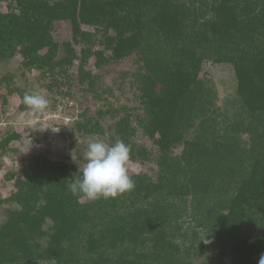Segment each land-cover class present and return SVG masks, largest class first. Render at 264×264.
<instances>
[{
	"label": "trees",
	"instance_id": "trees-1",
	"mask_svg": "<svg viewBox=\"0 0 264 264\" xmlns=\"http://www.w3.org/2000/svg\"><path fill=\"white\" fill-rule=\"evenodd\" d=\"M63 23L66 39L54 35ZM206 62L231 72L222 104ZM1 66L3 104L14 95L18 111L29 109L24 93L38 92L29 74L62 98L78 86L96 108L68 125L122 140L128 161L148 170L128 172L133 190L89 200L67 188L77 162L19 158L4 175L13 190L0 203L15 207L0 224V264H258L264 0H0ZM20 136L1 135L0 158Z\"/></svg>",
	"mask_w": 264,
	"mask_h": 264
},
{
	"label": "rangeland",
	"instance_id": "rangeland-1",
	"mask_svg": "<svg viewBox=\"0 0 264 264\" xmlns=\"http://www.w3.org/2000/svg\"><path fill=\"white\" fill-rule=\"evenodd\" d=\"M54 35L59 38L70 37V31L63 23L54 30ZM15 64L11 63L9 68L13 70ZM0 70H5L3 66ZM72 72L75 68H71ZM206 77L212 82L218 93L217 104H222L225 98H231L233 95V80L228 67L220 64L206 62L204 67ZM2 72L0 71V74ZM34 74H29L30 84L37 88V91L46 96L49 101L48 107L42 112H33L30 108L27 110H17L19 100L13 95L10 101L3 104V94L5 85L0 82V137L5 131L16 130L21 136L13 141L12 146L15 151H8L0 158V198H5L13 190V181L4 179L6 172L14 171L17 173V160L26 158L32 152H43L51 159H65L77 162L80 168L86 164L85 154L89 139L75 132L72 125L68 123L77 116L76 114L88 107L92 113L95 105L91 98L79 89L73 86V96L62 98L59 93L50 92L38 82H32ZM15 83H22V78H15ZM105 82L112 85L111 77H107ZM64 85L62 89H65ZM118 92L116 91V94ZM124 94H120V99L124 102ZM56 100V101H54ZM136 142L149 146L150 141L145 139L140 131L137 133ZM180 147L175 149L176 152ZM81 157V159H79ZM128 172L146 171L145 164L128 161L126 165ZM15 207L14 203H0V224L5 220L7 209Z\"/></svg>",
	"mask_w": 264,
	"mask_h": 264
},
{
	"label": "clouds",
	"instance_id": "clouds-1",
	"mask_svg": "<svg viewBox=\"0 0 264 264\" xmlns=\"http://www.w3.org/2000/svg\"><path fill=\"white\" fill-rule=\"evenodd\" d=\"M23 103L35 113L44 111L49 101L39 92H25ZM130 151V146L122 140L108 144L101 139H89L85 154L86 164L67 184L68 190L73 195L83 194L89 200L115 198L133 190L135 183L126 167ZM205 236L200 241L211 243ZM258 264H264V253L261 254Z\"/></svg>",
	"mask_w": 264,
	"mask_h": 264
}]
</instances>
